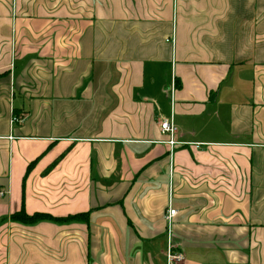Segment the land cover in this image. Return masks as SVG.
Returning a JSON list of instances; mask_svg holds the SVG:
<instances>
[{"label":"crops","instance_id":"0c3cea01","mask_svg":"<svg viewBox=\"0 0 264 264\" xmlns=\"http://www.w3.org/2000/svg\"><path fill=\"white\" fill-rule=\"evenodd\" d=\"M170 249L264 264V0H0V264Z\"/></svg>","mask_w":264,"mask_h":264},{"label":"built area","instance_id":"2783aa9c","mask_svg":"<svg viewBox=\"0 0 264 264\" xmlns=\"http://www.w3.org/2000/svg\"><path fill=\"white\" fill-rule=\"evenodd\" d=\"M160 131L163 136L167 138L165 144L169 147L170 156H173L175 151L180 146L187 145L186 143H181L178 140V128L175 125L174 119L171 116L168 119L161 120L159 123ZM177 214V211L173 208L171 202L168 207L167 213L165 215L166 223L168 224V236L171 237L172 235V225L175 219V216ZM184 255L181 253L173 254L171 253V249L168 254V264L173 263H181L184 261Z\"/></svg>","mask_w":264,"mask_h":264},{"label":"trees","instance_id":"16d2710c","mask_svg":"<svg viewBox=\"0 0 264 264\" xmlns=\"http://www.w3.org/2000/svg\"><path fill=\"white\" fill-rule=\"evenodd\" d=\"M13 219L18 222H22L24 224H34L40 221H54L50 215L47 214H35L33 216H28L24 211L17 213L13 216Z\"/></svg>","mask_w":264,"mask_h":264}]
</instances>
